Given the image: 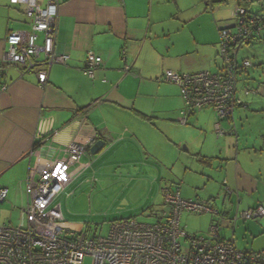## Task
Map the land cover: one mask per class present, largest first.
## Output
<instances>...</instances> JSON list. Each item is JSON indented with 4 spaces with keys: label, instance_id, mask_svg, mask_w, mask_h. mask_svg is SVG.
<instances>
[{
    "label": "crops",
    "instance_id": "crops-1",
    "mask_svg": "<svg viewBox=\"0 0 264 264\" xmlns=\"http://www.w3.org/2000/svg\"><path fill=\"white\" fill-rule=\"evenodd\" d=\"M225 1L60 0L56 51L68 59L52 65L46 83L40 85L35 71L20 74L18 66L2 60L7 34L29 29V20L24 0H0V73L7 84L0 92V188L8 189L3 202L21 203L20 224H25L28 166L36 158L39 162L54 159L58 148L75 141L88 147L81 161L90 164L80 173L111 167L122 174L121 170L132 168L138 185L150 183L147 194L154 191L153 198L161 201L160 189L166 186L161 185L171 180L167 187L177 188L182 198L211 200L218 210L211 215L216 217L221 239L232 240L240 249H264V243H255L264 234V216L256 223L238 219L234 226L231 220L238 210L264 204V164H260L264 156L254 147H239L235 110L220 122L225 131L220 136L225 138H217L212 107L188 109L185 117L179 87L160 79L166 70H221L219 31L233 25ZM87 52L102 58L93 78L83 74ZM124 65L129 66L128 72ZM40 118L51 120V132L37 156L29 157ZM97 140H104L103 148L84 159ZM185 153L192 157L182 161V176L166 179L167 160L174 155L177 162ZM195 186H202L207 199L196 195ZM214 198H221V206ZM65 222L75 230L83 229L75 219Z\"/></svg>",
    "mask_w": 264,
    "mask_h": 264
},
{
    "label": "built area",
    "instance_id": "built-area-1",
    "mask_svg": "<svg viewBox=\"0 0 264 264\" xmlns=\"http://www.w3.org/2000/svg\"><path fill=\"white\" fill-rule=\"evenodd\" d=\"M24 4L29 29L12 30L7 34L2 60L18 66L20 74L35 71L38 83L43 85L52 65L65 64L68 59L67 55L56 51L60 0H24ZM244 15L245 9L235 5L231 12L234 24L219 31L220 71L177 73L166 70L160 76L161 80L179 87L188 109L212 107L214 131L218 136L225 134L220 121L231 118L235 105L243 104L237 96V75L250 62L246 58L238 60L237 53L251 32ZM101 64L100 56L87 52L83 74L93 78ZM123 69L128 72L129 66L124 65ZM6 88L0 73V92ZM241 90L245 95L251 92L247 86ZM180 121L184 123L185 117ZM50 130L51 120L40 118L29 157L37 156ZM231 131L234 133V128ZM86 151L85 144L71 141L58 148L54 159L39 162L36 158L28 166L27 201L22 209L25 224L0 225V264H84L86 257H90V264H264V251L246 253L230 241L218 240L216 224L209 227L207 235L185 231L180 223L184 211L215 213L216 210L207 200L184 199L177 188L172 190L167 186L160 189L163 211L152 223L116 220L110 224L106 236L96 238L70 228L55 198L90 164L81 161ZM7 194V188H0V202ZM238 216L244 219L264 216V206L240 211Z\"/></svg>",
    "mask_w": 264,
    "mask_h": 264
},
{
    "label": "rangeland",
    "instance_id": "rangeland-1",
    "mask_svg": "<svg viewBox=\"0 0 264 264\" xmlns=\"http://www.w3.org/2000/svg\"><path fill=\"white\" fill-rule=\"evenodd\" d=\"M236 2V0H226L223 3V7H230L227 11L230 14L232 22L234 18L231 16L230 11ZM262 7L264 8V3L260 5L258 1L251 2L250 8L253 11L260 10ZM237 58L240 61L243 58H249L252 62L251 67L237 75L238 89L243 85L248 86L250 89H258V92L250 93L249 95H244L241 92L237 93V96L246 104L244 106H237L234 111L239 147L242 148L240 146L242 144L248 150H254L255 148L258 153L260 152L259 154L264 156V32L261 34L260 39L242 44L238 50ZM217 138L222 139L225 137L219 136ZM231 146L234 148L235 142ZM185 154L182 160L180 159L177 162H174V155L170 156L173 158L167 160L168 173L165 176L166 179L182 176V161H189L192 157L188 153ZM93 156L87 152L84 159ZM262 159L260 161L261 165L264 164ZM246 166L250 168V163L246 162ZM124 170L126 171L121 170L123 173L120 174L115 168L107 167L106 169L96 170L94 174L91 171L78 174L73 182L56 197L55 201L59 202L62 208L63 219L65 221L75 219L82 222V230L85 231L86 236L89 238L106 236L110 224L120 219H134L145 223L154 222L156 217L160 215V209L164 207L161 198L155 200L152 196L154 195V191H152L153 194L151 196L147 194V187L151 188L150 183L145 182V185L141 183L138 185L139 183L136 181L137 173L134 169L129 168ZM92 176H95L96 179L89 180ZM148 176L154 177L150 173ZM206 176L203 177L204 183ZM86 178H88V181H85ZM165 181L161 186L171 185V180ZM156 186L154 184V189ZM195 187L199 188L196 195L206 198L204 196L205 193L202 192L204 191L201 189L202 186ZM70 191H72L71 195L66 196ZM157 192H159L158 189ZM220 200L221 198H214L213 202L216 201L221 206ZM21 208V203L19 201L15 202L13 199L0 202V225L8 223L14 226L19 225L23 219ZM9 213H12V215L10 216ZM259 218L251 219V221L256 223ZM180 223L189 233L205 234L210 225L216 223V217L209 213H190L184 211L181 215ZM256 239V244H263L264 234H260ZM251 241L249 240V242ZM84 264H90V257L85 258Z\"/></svg>",
    "mask_w": 264,
    "mask_h": 264
},
{
    "label": "trees",
    "instance_id": "trees-1",
    "mask_svg": "<svg viewBox=\"0 0 264 264\" xmlns=\"http://www.w3.org/2000/svg\"><path fill=\"white\" fill-rule=\"evenodd\" d=\"M237 2H236V4L235 5H239V6H241V7H243L244 9H245V15H244V20H246V22L247 23H250L249 24V28H250V37H248V38H246V40L243 42V43H241L240 44V46H239V49H240V47H241V45L242 44H244V43H251L252 41H254V40H256V39H260L261 38V34L264 32V8L262 7L260 10H257V11H253V9H251L250 7H251V2H253V1H258L259 3H260V5L261 4H263L264 3V0H236ZM234 22L235 21H233V24H234ZM221 29V28H220ZM238 49V50H239ZM246 59H248L249 60V62H250V64H249V66H247V67H245V68H242L241 70H239L238 71V74L240 73V72H242V71H245L247 68H249V67H251L252 66V62H251V60L249 59V58H246ZM244 86H246V85H243L242 87H244ZM242 87L240 88V89H238V87H237V91L238 90H241L242 89ZM248 87V86H247ZM250 89V88H249ZM251 90V92L250 93H256V92H258V89H254V88H251L250 89ZM250 93H248V94H246V95H249ZM245 95V94H244ZM240 105H242V104H237V105H235V107H234V110H235V108L237 107V106H240ZM184 116L186 117V115L185 114H187V110H188V108L185 106V104H184ZM189 110H191V109H189ZM188 110V111H189ZM233 110V111H234ZM222 120H224V119H222ZM221 120V121H222ZM220 121V122H221ZM233 128H234V126H233ZM232 128V129H233ZM220 136V135H219ZM88 148V147H87ZM171 189V188H170ZM208 202H210L211 200H207ZM162 204H163V199H162ZM211 205V204H210ZM163 206H164V204H163ZM258 206H264V204H258V205H256L255 207H252V208H248V209H255V208H257ZM164 208V207H163ZM214 209L216 210V208L214 207ZM247 210V209H246ZM239 210L235 213V215H234V217L231 219L232 220V224H233V226H234V224H235V222L238 220V219H242V220H251V219H256V218H259V217H253V218H249V219H244V218H241V217H239L238 216V214H239ZM205 213H210L211 214V212H205ZM212 214H218V210H216V212L215 213H212ZM160 216V215H159ZM159 216H157L156 217V219L159 217ZM262 217V216H261ZM120 220H123V219H120ZM212 225V224H211ZM210 225V226H211ZM217 225V224H216ZM219 227V226H218ZM209 230V229H208ZM208 230H207V232H208ZM219 230H220V227H219ZM84 234H86L85 233V231H83V230H81ZM186 231V230H185ZM207 232L205 233L206 235H207ZM189 233V232H188ZM191 234H194V233H191ZM205 234H202V235H205ZM198 235V234H197ZM217 239L218 240H222V241H230V242H232L233 243V245L235 246V244H234V242L232 241V240H225V239H221L220 238V236H219V232H218V237H217ZM236 247V246H235ZM237 248V247H236ZM237 249H240V248H237ZM240 250H245L246 251V253H260V252H263L264 251V249H261V250H252V249H240Z\"/></svg>",
    "mask_w": 264,
    "mask_h": 264
},
{
    "label": "water",
    "instance_id": "water-1",
    "mask_svg": "<svg viewBox=\"0 0 264 264\" xmlns=\"http://www.w3.org/2000/svg\"><path fill=\"white\" fill-rule=\"evenodd\" d=\"M105 145L104 140H97L95 143H93L90 147H89V151L92 155H95L98 153V151L103 148V146Z\"/></svg>",
    "mask_w": 264,
    "mask_h": 264
}]
</instances>
